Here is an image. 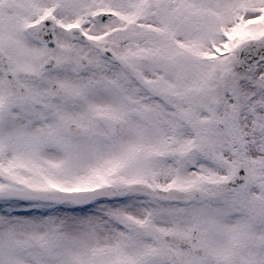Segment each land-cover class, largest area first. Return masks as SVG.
I'll return each instance as SVG.
<instances>
[{
	"label": "snow or ice",
	"instance_id": "1",
	"mask_svg": "<svg viewBox=\"0 0 264 264\" xmlns=\"http://www.w3.org/2000/svg\"><path fill=\"white\" fill-rule=\"evenodd\" d=\"M0 264H264V0H0Z\"/></svg>",
	"mask_w": 264,
	"mask_h": 264
}]
</instances>
